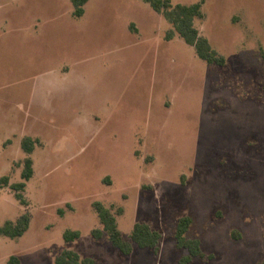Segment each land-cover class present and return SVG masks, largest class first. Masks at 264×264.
<instances>
[{"label": "rangeland", "instance_id": "obj_1", "mask_svg": "<svg viewBox=\"0 0 264 264\" xmlns=\"http://www.w3.org/2000/svg\"><path fill=\"white\" fill-rule=\"evenodd\" d=\"M203 1L195 25L224 65L168 39L172 24L144 0H88L81 17L72 0H0V178L22 181V140H40L28 204L0 187V226L31 213L24 235H0V264H55L64 249L181 264L183 215L211 255L186 264H264V0ZM97 200L123 208L126 239L137 221L160 230L158 249L95 238Z\"/></svg>", "mask_w": 264, "mask_h": 264}, {"label": "trees", "instance_id": "obj_2", "mask_svg": "<svg viewBox=\"0 0 264 264\" xmlns=\"http://www.w3.org/2000/svg\"><path fill=\"white\" fill-rule=\"evenodd\" d=\"M88 0H72L74 4V14L77 16L83 15L85 12L84 5ZM151 7L164 15V17L172 24V28L168 31L167 38H172L178 33L189 45L194 46L199 57L210 64L224 65L226 57L219 53L211 44L209 39L200 33L195 25L196 18H203V0L193 3H174L172 0H144ZM264 58V48L262 49ZM40 143L39 138L25 136L22 140V147L28 156L23 161V170L21 176L22 181L9 183V176L4 175L0 178V187L9 186L16 192V197L23 203L28 204L25 196L20 193V190L25 189L27 182L34 174V160L31 153L34 151L37 144ZM93 206L96 209L102 228H94L92 235L95 238H101L104 233L108 235L111 243L116 246L122 253L131 254L135 245L141 248H151L157 250L160 240L163 236L162 232L153 228L148 222L137 221L130 233L129 239H126L119 227L117 213H123V208L120 207L117 212L112 207L106 206L102 201H94ZM63 213V210L60 211ZM31 222V213L23 212L16 220L8 219L0 226V235L11 238H18L25 234L29 229ZM193 218L190 215H183L178 219L175 238L177 246L185 248L188 253L180 259L181 264L191 262L195 257H211L207 255L202 248L199 238L188 237L187 232L192 225ZM81 236V231L78 229H67L64 232L66 241H72ZM6 264H23L22 259L17 254L9 256ZM55 264H98V261L90 256L83 257L73 249H64L55 258Z\"/></svg>", "mask_w": 264, "mask_h": 264}, {"label": "crops", "instance_id": "obj_3", "mask_svg": "<svg viewBox=\"0 0 264 264\" xmlns=\"http://www.w3.org/2000/svg\"><path fill=\"white\" fill-rule=\"evenodd\" d=\"M83 15H84V13H83ZM83 15H81V16H83ZM74 16H76V17H81V16H77V15H75V14H74ZM26 136H31V135H26ZM37 138H38V137H37Z\"/></svg>", "mask_w": 264, "mask_h": 264}]
</instances>
